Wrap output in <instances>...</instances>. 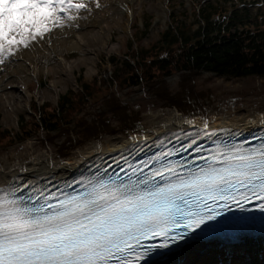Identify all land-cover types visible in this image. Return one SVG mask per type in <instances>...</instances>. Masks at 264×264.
Returning a JSON list of instances; mask_svg holds the SVG:
<instances>
[{
	"label": "snow or ice",
	"instance_id": "snow-or-ice-1",
	"mask_svg": "<svg viewBox=\"0 0 264 264\" xmlns=\"http://www.w3.org/2000/svg\"><path fill=\"white\" fill-rule=\"evenodd\" d=\"M96 7H101L99 0ZM81 10L88 11L83 0H0V64L5 63V53L16 54L14 48L30 49L56 27L76 26L61 21H76L79 17L72 13ZM203 135L211 139L215 133ZM224 143L235 153L229 151L223 160L199 157L205 164L198 170L182 174L172 167L167 176L154 172L130 181L132 186L90 180L85 191L67 196L59 208L46 199L39 206H21L23 197L0 195V264H133L131 256L145 247L142 239L163 235V247L184 239L222 214L216 210L218 202L224 210H230V202L238 203L241 188L246 199L251 192L264 200V144L241 151ZM191 144H196L195 138ZM259 207L264 212V203ZM155 247L148 245L141 255Z\"/></svg>",
	"mask_w": 264,
	"mask_h": 264
},
{
	"label": "trees",
	"instance_id": "trees-1",
	"mask_svg": "<svg viewBox=\"0 0 264 264\" xmlns=\"http://www.w3.org/2000/svg\"><path fill=\"white\" fill-rule=\"evenodd\" d=\"M201 11L203 23L196 29L188 30L176 18V25L162 29L146 47L139 44L127 50L129 60L112 56L110 78L79 81V88L66 90L57 104L44 102L36 110L39 119H21L19 133L0 127V149L27 138L29 131L41 132L57 158L64 159L76 148L105 135L135 133L141 110L124 99L123 90L140 88L154 103L188 116L205 114L213 102L212 91L197 83L204 73L264 80V21L237 27L234 19L225 17L222 3H209ZM175 74L176 87L172 89L168 78Z\"/></svg>",
	"mask_w": 264,
	"mask_h": 264
},
{
	"label": "bare ground",
	"instance_id": "bare-ground-1",
	"mask_svg": "<svg viewBox=\"0 0 264 264\" xmlns=\"http://www.w3.org/2000/svg\"><path fill=\"white\" fill-rule=\"evenodd\" d=\"M123 0H99L101 7H96V1L83 0L88 5V11L81 10L73 27H56L39 44L30 48L17 50L14 56L5 53V63L0 64V104L6 106V116L18 117L19 110L26 108L31 94L25 87L21 76H38L40 73H59L44 90L37 92L36 97L43 98L59 94V85L64 84L73 75L74 69L80 64L87 66L91 75L96 69L99 50L110 51L115 46L111 37V28L115 26L125 31L129 13ZM150 7L159 10L162 0H151ZM61 23L67 25L65 20ZM127 27V25H126ZM101 30V31H100ZM50 37V39H48ZM72 50L80 55L72 60L66 57ZM48 56L51 57L48 58ZM28 64H31L29 66ZM81 66V65H80ZM67 84V83H66ZM64 86V85H63ZM242 128L252 129L264 127V114L239 115L233 118H220L216 122L196 121L188 119L175 110L156 121L155 127L144 134L112 141L110 145L92 146L89 150H79L77 156L58 162L53 158V152H38L29 162H14L0 168V186L9 184L19 178H68L91 160L109 156L142 141L156 140L167 131H176L190 127L203 128ZM94 144V143H93ZM102 159V158H101ZM264 260V236L249 237L232 244L197 243L183 247L154 264H257Z\"/></svg>",
	"mask_w": 264,
	"mask_h": 264
},
{
	"label": "rangeland",
	"instance_id": "rangeland-1",
	"mask_svg": "<svg viewBox=\"0 0 264 264\" xmlns=\"http://www.w3.org/2000/svg\"><path fill=\"white\" fill-rule=\"evenodd\" d=\"M162 1L163 4H161L158 11L150 7V3H153L151 0L121 1L122 4L127 5L126 11L130 14V18L126 21L125 31L112 26L111 37L115 43L113 49L110 51L99 50L98 59L95 61L96 69L91 75L87 73V66L84 64H80L81 66L79 65L78 68H75L70 79H67L64 84L58 86V95L37 98V94L35 95V93L46 89L54 78L61 77L62 75L60 76L59 73H49L48 75L40 73L36 77H28L26 75L21 76L22 80H24L25 87H27V90L33 96V99H37L39 105H42L46 101L56 103L66 90H77V88H79L78 84L82 81H89L93 77L108 79L114 68V64L109 62L111 56L125 59L127 57V49H134L137 39H140V44L146 47L145 45H147L151 39L156 38L159 30L165 28L168 24L176 25L177 23L174 22L176 21V18L182 21L183 27H187L188 30L193 29L197 25V22H199V9L202 10V8L209 3H222L227 7L228 12L234 7L233 11L236 12V14L235 18L231 19L235 20L234 23L236 26L252 27V25L264 21V0ZM229 15H231V13ZM133 35L134 37L136 36V40L132 39ZM79 55V51L72 50L66 58L72 60ZM48 58L51 59L50 56H48ZM3 76L4 74L0 72V77ZM168 80L170 87L174 89L176 87L177 74L170 76ZM197 83L199 87L209 88L212 91L213 102L208 106L205 114L185 116L174 108L162 107L157 103H154L152 98L146 96L140 88H134L124 93L123 90L122 95L124 99L130 102L132 106L138 107L141 110L142 118L137 132L129 133L127 136L120 133L105 135L99 140L90 141L83 146L76 148L66 158L61 159L57 158L54 147L47 145L44 142L41 132L34 133L29 131V134L31 135L27 138L18 139L7 146H1L0 168L17 161L27 163L38 152H53V158L60 163L69 157L77 156L80 149L89 150L97 143L102 146L110 145L112 141L132 136L135 137L144 134L147 131H151V129L155 127L157 120L167 116L169 112H173L174 110L185 118L210 122H216L220 118H233L239 115L264 114V80L259 77L248 76L243 78H223L221 76H211L208 73H204L202 77L198 79ZM32 115H34L33 112L27 107L19 110L18 117H7L6 106L0 104V127L11 131H18L21 119L23 118L24 120L27 119V121H30ZM26 127L28 129L30 128L28 122ZM256 263L264 264V260Z\"/></svg>",
	"mask_w": 264,
	"mask_h": 264
}]
</instances>
